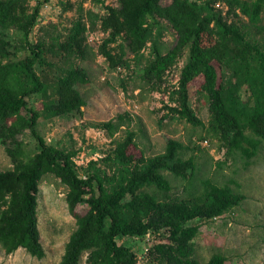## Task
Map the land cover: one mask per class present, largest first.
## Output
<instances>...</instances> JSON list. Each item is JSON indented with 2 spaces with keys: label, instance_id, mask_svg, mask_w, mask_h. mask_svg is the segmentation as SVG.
Masks as SVG:
<instances>
[{
  "label": "trees",
  "instance_id": "trees-1",
  "mask_svg": "<svg viewBox=\"0 0 264 264\" xmlns=\"http://www.w3.org/2000/svg\"><path fill=\"white\" fill-rule=\"evenodd\" d=\"M48 1L36 0L32 6L29 0H0V144L12 163L0 171V246L7 254L24 248L37 258L45 256L38 193L43 176L52 174L67 187L68 208L76 218L59 264H81L85 255L89 264H140L134 250L117 239L150 233L159 235L148 251L150 264H225L221 253L204 263L195 258L200 226L189 222L221 216L240 205L245 195L210 179L196 184V159L184 157L183 142L170 138L162 153L147 157L141 151L136 156L129 151L137 146L136 133L128 129L124 138L113 140L107 154L82 168V176L74 160L78 149L49 143L37 126L41 117L81 112L86 105L78 85L87 83L89 76L75 58L85 60L89 54L86 33L100 20L107 36L98 52L111 68L129 66L127 55L133 54L141 79L152 89L160 87L166 72L188 50L171 93L177 104L170 110L206 128L227 156L252 158L264 140V0H224L225 14L215 7L218 0H118L117 6L106 5L102 15L86 12L79 4L65 37H51L59 64L47 59L53 44L47 47L46 39L30 37ZM241 15L247 16L246 24ZM164 21L177 34L167 50L161 40ZM47 68L55 72L53 83L46 80ZM198 79V91L209 101L208 124L189 102L190 85ZM39 95L44 97L42 109L30 104ZM128 118L119 115L116 121L94 125L114 136ZM26 130L37 141L35 150L21 138ZM165 171L185 181V196L171 194ZM81 204L88 205L84 214L76 212Z\"/></svg>",
  "mask_w": 264,
  "mask_h": 264
},
{
  "label": "rangeland",
  "instance_id": "rangeland-1",
  "mask_svg": "<svg viewBox=\"0 0 264 264\" xmlns=\"http://www.w3.org/2000/svg\"><path fill=\"white\" fill-rule=\"evenodd\" d=\"M200 3L206 0H196ZM168 4L171 0H162ZM33 6L36 0H29ZM79 4L84 11L94 14H104L106 5L117 6L118 0H50L41 9L40 20L34 27L30 37L33 41L44 38L47 47V59L59 64L61 60L56 52L51 37L61 35L63 39L78 16ZM215 7L227 12L224 0H218ZM88 15V14H87ZM88 19V16H87ZM233 16L229 17L231 21ZM241 22L247 23V16L241 15ZM88 19V24L91 25ZM162 43L164 50L172 47L177 34L174 28L165 22ZM251 29V26H248ZM91 50L85 60L75 58V63L85 68L89 81L79 84L86 105L81 112L55 117H41L38 130L45 139L55 146L78 149L75 162L79 173L84 176L83 169L91 160L101 158L113 146V140L122 139L128 129L136 133L137 146H131L129 151L136 156L141 151L147 157L162 153L168 139L180 140L186 145L184 157L194 155L196 159V181L210 179L219 185H230L235 191L245 195L240 205L211 219H193L192 225H199V231L194 239L195 258L204 263L215 253L226 257L225 264H264V140L257 154L250 159L242 155H226L220 141L203 127H195L170 110L176 106V96L171 94L177 87L181 68L187 61L188 50L180 61L168 70L164 81L157 89L141 79V66L136 64L133 54L128 53L129 66L111 68L108 61L98 52L99 45L107 36L100 28V20L94 29L87 31ZM114 44H111L113 46ZM149 46L144 50L146 59ZM59 61V62H58ZM47 68L46 80L53 83L55 72ZM201 79L190 85L189 102L196 115L205 124L210 120L209 101L198 91ZM44 97L39 95L30 100L36 109H42ZM119 115H128L114 136L106 129L97 127L96 123L108 120L116 121ZM32 150L36 149L37 141L29 130L21 136ZM12 167L11 160L5 148L0 144V171ZM165 174L172 185V195L185 196V181L170 172ZM67 187L59 178L52 174L43 176L38 193V228L45 249V256L37 258L24 248L7 254L0 246V264H59L65 250V245L76 228V218L70 212L66 201ZM87 204L77 206L76 212L84 214ZM159 240V235L150 233L144 238L121 236L119 244L130 246L136 253L140 264H150L148 254L151 246ZM81 264H89L86 255Z\"/></svg>",
  "mask_w": 264,
  "mask_h": 264
}]
</instances>
